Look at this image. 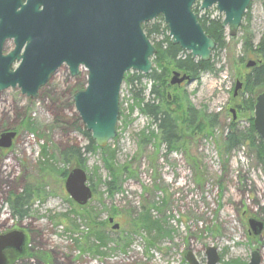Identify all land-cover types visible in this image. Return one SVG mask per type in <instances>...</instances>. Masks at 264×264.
<instances>
[{"label":"rangeland","instance_id":"rangeland-1","mask_svg":"<svg viewBox=\"0 0 264 264\" xmlns=\"http://www.w3.org/2000/svg\"><path fill=\"white\" fill-rule=\"evenodd\" d=\"M207 10L211 17H224L215 6ZM249 15L248 31L256 44L264 26L260 0L251 1ZM245 34L240 26L236 35L227 33L224 49L212 51L210 59L219 70L216 74L205 72L199 82H184L178 90H164L172 108L177 92H185L195 110L217 117L204 132L185 135L183 148L169 152L157 141L140 142L157 130L156 125L137 107L131 109L132 92L122 84L117 135L105 148L114 150L115 163L127 165V172L121 176L120 190L108 196L102 183L108 173L100 150L86 154L85 170L95 193L83 207L69 197L65 178L56 173L43 180L44 196L34 200L26 218H13L6 199L38 178L43 145L53 156L55 170L71 167L59 160L62 148L87 145L77 130L80 123L73 101L74 93L86 85V71L81 69L77 76H71L68 67L62 65L35 99L19 88L1 91L0 132L13 130L16 136L10 147L0 148V224L15 223L28 235L26 251L7 264H46L39 256L46 257L50 264H189L184 258L187 251L199 264H206L208 246L216 247L217 264H247L253 250L260 252V264H264V230L254 236L247 223L253 217L264 224V164L245 145L229 151L223 144L232 116L237 118L240 130L247 126L235 110L236 103L241 102L242 88L234 96L236 82H242L239 73L254 61L243 52ZM11 47L6 45L5 52ZM142 83L148 100L150 82L144 78ZM248 97L244 94L241 99ZM26 120L33 124V131L25 125ZM146 208L171 231L152 245L147 244L150 236L146 232L133 230V221ZM109 218L113 219L111 223ZM115 223L118 229L112 228ZM92 229L104 235L102 254L81 249L97 243ZM118 239L126 243L125 248L120 247Z\"/></svg>","mask_w":264,"mask_h":264},{"label":"water","instance_id":"water-1","mask_svg":"<svg viewBox=\"0 0 264 264\" xmlns=\"http://www.w3.org/2000/svg\"><path fill=\"white\" fill-rule=\"evenodd\" d=\"M197 0H0V92L19 88L35 99L38 91L62 66L71 76L86 71L84 89L73 95L75 110L99 148L117 135L119 97L126 72L147 74L152 69L156 48L142 25L159 15L168 29L172 44L201 61L210 60L215 40L205 33L193 6ZM199 10L215 6L223 14L221 26L229 36L236 35L252 0H199ZM14 40V48L4 54V43ZM18 65L11 70V65ZM255 64L250 60L246 66ZM190 83L187 74L172 73L170 85ZM242 87L237 81L234 96ZM234 114V110L231 109ZM235 118V116H233ZM253 124L264 145V92L255 97ZM16 136L13 130L0 133V148H8ZM64 188L79 206L91 200L93 191L87 172L72 168ZM109 222L113 219L109 218ZM254 235L264 224L256 218L247 220ZM113 229H118L117 223ZM25 234L15 229L0 234V264H7L6 251L21 253ZM12 247V248H10ZM216 247L205 249L206 264H217ZM189 264H199L191 251L184 255ZM259 251L250 253L247 264H260Z\"/></svg>","mask_w":264,"mask_h":264},{"label":"trees","instance_id":"trees-1","mask_svg":"<svg viewBox=\"0 0 264 264\" xmlns=\"http://www.w3.org/2000/svg\"><path fill=\"white\" fill-rule=\"evenodd\" d=\"M260 1L264 9V0ZM250 8L251 5L245 12L243 16L245 19L242 21V23L246 21L247 24L241 23L240 26L246 33L243 37V52L245 55L252 56L255 64L251 67L244 66V72L239 73V78L242 80L240 96L242 98L244 94H249V97L247 99L240 98L241 102H237L235 105L237 117L244 119L247 122V126L240 130L237 127V123H235L237 118L234 119L232 116V122L229 124V131L226 134L223 144L229 151L245 145L251 151H254L258 160L264 164V145L253 124L255 97L259 93L264 92V26L258 42L254 44L253 38L248 31ZM193 9L194 12H198L199 2L194 4ZM198 21L205 33L215 40L214 49H224L227 44V33L221 26L222 19L219 17H211L210 10H205L202 11L201 15H198ZM142 28L156 48V53L152 58V69L147 74L128 71L124 75L123 83L132 92L133 102L131 109L137 107L142 114L148 116L152 123L156 125L157 130L152 132L151 136H143L140 142L157 141L156 144L165 145L169 152L175 151L183 148L185 135H192L193 133L201 131L204 132L210 125H214L211 122H214L217 117L215 115L208 116L195 110L185 92H177L172 103L174 108H172L168 97H164L163 94L166 88L178 90L177 85L171 86L169 84L170 74L178 71L182 74H187L192 81L199 82L202 73L209 72L216 74L219 70L215 68L211 59L204 62L198 58H192L189 52L182 50L178 45L172 44L170 36L168 35V29L161 15L153 21L145 22ZM240 61L243 63L245 60L241 58ZM144 78L150 82L149 96L151 98L148 100H146L143 94L146 87L142 83V79ZM157 99H159L158 103L155 102ZM119 107V115H121L122 103L119 104ZM76 120L80 123L77 130L86 138L87 145L81 147L75 144H69L62 148L58 154L59 160L65 165H71V167L69 169L57 168L56 170L52 164L53 156L47 153L46 145L42 146L40 152L42 158L40 162L41 170L38 178L33 182H29L20 192L10 193L6 199L11 214L16 219L26 218L34 200L44 196V179L52 176L54 173L65 178L69 170L74 167L86 169V154L95 153L97 150H100L103 165L108 173L107 179L102 181L105 185L106 193L108 196H112L117 190H120L121 176L127 172L128 166L116 164L114 150H108L105 147L99 148L79 118ZM24 123L33 131L31 127L33 124L29 120H26ZM88 180L90 181L91 178L88 177ZM98 182H101V179H98ZM93 193H95V188H93ZM61 216L66 218L67 214L63 213ZM133 222L134 231L140 229L150 236L147 239L148 245H152V241L157 238L165 235L168 236L171 233L170 230L164 228L162 220L154 219L151 216L148 208L143 209ZM91 231L94 233L97 243L94 246L92 245L81 249L83 251L88 250L94 254H102L104 249L102 247H105L106 243L104 235L98 230L95 231L92 229ZM117 242L122 249L126 247V243H123L121 239H118ZM39 258L44 259V256H39ZM240 264L245 263L240 262Z\"/></svg>","mask_w":264,"mask_h":264},{"label":"flooded vegetation","instance_id":"flooded-vegetation-1","mask_svg":"<svg viewBox=\"0 0 264 264\" xmlns=\"http://www.w3.org/2000/svg\"><path fill=\"white\" fill-rule=\"evenodd\" d=\"M23 3H25V0H23ZM202 11H205V10H199L198 9V12H197V14L198 15H201V13H202ZM8 44H10L12 47H11V49H9L8 51H6L5 52V46L6 45H8ZM4 50H3V53L4 54H6V53H8V52H10L13 48H14V40L13 39H7L6 41H5V43H4ZM17 65H18V63L17 62H14L12 65H11V67H10V69L11 70H14L16 67H17ZM77 76V75H76ZM40 90V89H39ZM1 133V132H0ZM1 150V149H0ZM10 210V209H9ZM10 213H11V211H10ZM11 216H12V214H11ZM13 217V216H12ZM14 218V217H13ZM109 222V221H108ZM109 223H111V222H109ZM0 227L2 228H5V227H7L6 229H4V230H1V228H0V234H3V233H6V232H9V231H11V230H13V229H18L19 228V230H22L23 232H24V234H25V242H27V240H28V235H27V233H26V230L24 229V228H21V227H19L18 225H16L15 223H13V224H11V225H9V226H7V225H5V226H3L2 224H0ZM263 230H264V228H263ZM250 232V231H249ZM252 233V232H251ZM253 234V233H252ZM261 234V233H260ZM254 235V234H253ZM254 236H256V235H254ZM258 244V243H257ZM10 248H12V247H10ZM26 243L24 244V246H23V249H22V251H21V253H23V252H25L26 251ZM21 253H17L14 249H8L7 251H6V254H7V257H8V260L10 259V260H12V258H14V257H17L19 254H21ZM260 253V252H259ZM45 262H46V264H50V260H48L46 257H44V259H43Z\"/></svg>","mask_w":264,"mask_h":264},{"label":"bare ground","instance_id":"bare-ground-1","mask_svg":"<svg viewBox=\"0 0 264 264\" xmlns=\"http://www.w3.org/2000/svg\"><path fill=\"white\" fill-rule=\"evenodd\" d=\"M118 118H119V115H118ZM79 120H80V118H79ZM80 122H81V120H80ZM82 123V122H81ZM83 124V123H82ZM117 124H118V122H117ZM116 130H117V126H116Z\"/></svg>","mask_w":264,"mask_h":264}]
</instances>
